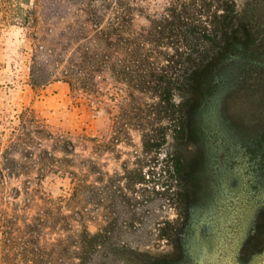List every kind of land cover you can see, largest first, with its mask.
Returning <instances> with one entry per match:
<instances>
[{"label": "rangeland", "instance_id": "obj_1", "mask_svg": "<svg viewBox=\"0 0 264 264\" xmlns=\"http://www.w3.org/2000/svg\"><path fill=\"white\" fill-rule=\"evenodd\" d=\"M167 1L134 0L142 9L134 27L146 25L144 14L160 13ZM22 2L28 7L27 0ZM48 2V9H55L54 0ZM236 2L239 12L248 15L246 27L252 25L259 34L257 50L246 56L230 45L211 72L219 79L217 86L205 97L199 90L186 94L194 102L188 106V138L177 146L185 164L180 180L164 166L165 153L173 150L170 135L150 152L143 150L134 126L113 138L112 117L126 95L122 84L97 73L93 95L72 91L61 79L32 86L36 27L8 18L0 7V154L23 115L31 135L36 125L59 133L73 142L77 158L91 159L112 177L107 193L100 181L97 203L85 204L89 210L82 223L99 234L90 264H264V38L259 40L264 0ZM182 96L177 92L175 99ZM45 133L39 145L49 148ZM13 156L18 158V152ZM36 175L33 170L31 184L40 192L71 194L66 174ZM20 179H9L6 188ZM71 223L74 232L81 229L78 221ZM64 234L55 229L48 236ZM71 261L77 259L65 264Z\"/></svg>", "mask_w": 264, "mask_h": 264}, {"label": "trees", "instance_id": "obj_2", "mask_svg": "<svg viewBox=\"0 0 264 264\" xmlns=\"http://www.w3.org/2000/svg\"><path fill=\"white\" fill-rule=\"evenodd\" d=\"M236 1L168 0L160 13L144 14L147 23L140 28L133 25L142 11L134 0H54L52 11L48 0H27L28 7L22 0H0V7L8 18L36 27L32 86L61 79L70 90L93 95L97 73L122 84L126 95L112 117L113 138L134 126L143 150L150 152L170 135L173 150L165 153L164 166L180 180L185 164L177 146L188 138V106L194 102L186 94L199 90L205 97L217 86L219 79L211 72L230 45L246 56L257 50L259 34L252 25L246 27L248 15L239 12ZM177 92L185 96L177 100ZM25 120L21 115V127L0 154V264H65L74 258L70 264H90L99 234L82 223L89 210L85 204H96L97 183L102 181L107 193L112 177L91 159L77 158L73 142L59 133L36 125L31 135ZM44 132L49 148L39 145ZM33 170L38 179L47 172L66 174L71 194L41 193L31 184ZM9 179L20 182L7 189ZM119 189L126 197L125 188ZM72 220L80 223L78 232ZM55 229L65 234L50 239Z\"/></svg>", "mask_w": 264, "mask_h": 264}]
</instances>
